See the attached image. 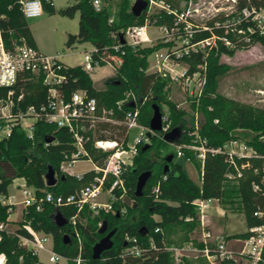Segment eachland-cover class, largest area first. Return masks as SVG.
<instances>
[{
  "label": "trees",
  "instance_id": "trees-1",
  "mask_svg": "<svg viewBox=\"0 0 264 264\" xmlns=\"http://www.w3.org/2000/svg\"><path fill=\"white\" fill-rule=\"evenodd\" d=\"M106 1V0H105ZM132 0H116L112 4L106 1L104 7L96 11L92 0H76L72 5L59 9L64 16L73 17L79 13L77 33H69L66 40L67 46L76 43L89 42L102 57L112 59L119 57L121 64L116 68L114 76L105 81L102 89L94 87L89 72L81 66H67L63 70L66 76L61 86L64 95L68 97L76 89H85L89 95L98 100L100 106L106 108L115 105L116 101L124 97L126 92H132L139 98H145L139 111V121L149 126L152 116V104H157L162 112V106L168 107L167 117L170 120L169 129L180 127V138L176 143H189L194 138L190 132L196 131L197 135L206 139L211 147L222 146L231 138H242L258 151L264 152V108L244 103L224 95L219 90L221 79L230 72L231 66L220 61L221 54L232 55L235 50L246 49L255 42L264 46V36L254 37L249 43L241 42L233 47L219 43L217 50H212L204 58L201 54L181 56L177 60L194 69L197 63L206 64V84L198 102H192V107L200 114L199 126L194 129V119L191 124L185 118L186 112L179 109L177 104L168 99L170 84L167 78L156 73H147L148 56L161 45L148 47H131L123 44L118 50L113 45L117 42V35L126 27L140 25L146 11L135 16L131 10ZM162 7L157 9V25L170 26L173 13L170 11L182 10L188 0H157ZM184 2V5L182 4ZM42 8L52 10L51 0H41ZM244 5H264V0H237V7ZM114 10V11H113ZM0 26L7 46L19 43L23 38L26 43L36 48L32 32L23 15L18 0H0ZM113 16L112 22L109 18ZM218 16L207 21L212 25ZM213 32L220 30L213 29ZM210 31L203 30L196 33L192 40L207 37ZM231 37L230 35H228ZM168 43L167 45H170ZM168 54L173 56L172 52ZM24 99L23 107L28 105L39 106L47 101L46 86L37 79L26 80L22 83ZM0 88V96L5 93ZM18 91V90H17ZM125 108L128 105L124 104ZM120 118V115L118 116ZM217 120V122H215ZM125 127L123 124L109 122L97 123L85 132L91 137L84 143L90 158L96 165L103 166L110 154V150L103 151L93 145L94 140L121 141ZM165 132H156L148 148L139 145L134 154L132 164L124 176L125 192L122 197L116 189L118 198L112 202V210H100L97 214L85 208L75 219V224L70 217L75 214L74 206H62L59 212L65 222L55 221L56 208L46 205L42 211L28 208L22 215L19 227L15 232L0 230V255H4L6 264H36L38 257L29 249L21 246L19 236H29L27 226L38 232L51 235L53 249L68 258L67 264H77L76 258L81 259L78 264H175L172 253L166 249L168 236L178 233L183 244L190 241L193 232L200 231V215L195 199H215L222 207L239 211L244 216L246 230L226 235L232 249H240L242 240L249 234L248 228L259 225L262 218L253 215L257 208L264 207V193L252 189L253 182H259L264 165L262 159H250V166L242 169V176L230 180L226 178L229 170L228 164L222 154H208L203 162L194 158L190 151L185 150V157H191L199 170V182H195L184 171L183 165L174 160L168 162L167 155L162 154V149L167 145L163 140ZM52 136L53 140L46 143V138ZM259 137H262L259 139ZM75 150L72 134L65 127H58L39 118L34 122L33 136L28 138L25 131L19 126H14L10 136L0 139V223H7L10 212L9 205L3 201L7 197L8 185L15 177L23 179L27 186L35 189L37 195L44 191L67 196L81 186L88 178L89 173L77 179L65 174L61 178L60 164L65 155H70ZM187 161V160H186ZM168 170L165 171V165ZM48 166H52L57 176V182L48 186L44 174ZM258 168L255 172L254 169ZM144 171H150L151 176L145 183L142 194H135L137 176ZM109 185V184H107ZM125 196L136 201L137 206L132 207L124 203ZM122 210H124L122 212ZM107 224L106 231L99 232L101 223ZM29 224V225H27ZM115 229L111 239L112 246L104 250L98 259L92 258L93 245L107 232ZM156 229H158L156 231ZM75 230L79 240L74 236ZM68 234L70 242L64 235ZM135 238L140 249V254L134 256L124 253L132 245ZM198 248L202 243L195 244ZM219 264H237L232 260L218 262ZM180 264H190L188 259L181 260Z\"/></svg>",
  "mask_w": 264,
  "mask_h": 264
},
{
  "label": "built area",
  "instance_id": "built-area-1",
  "mask_svg": "<svg viewBox=\"0 0 264 264\" xmlns=\"http://www.w3.org/2000/svg\"><path fill=\"white\" fill-rule=\"evenodd\" d=\"M92 2L96 11L101 10L107 4L104 0H92ZM133 2L134 0L131 1V5ZM18 3L25 18L37 17L42 14L41 0H18ZM157 4L159 8L162 7L157 0H147L143 23L131 25L122 30L120 34H122L124 42H121L120 34H118L116 36L117 42L113 45V48L118 50L123 44L141 48L152 46V41L156 38L151 37L147 32L149 27L157 28L158 26L164 31L165 35L178 36L181 44L171 51L173 56L155 50L152 53L155 59L153 69L146 72L156 73L163 78H167L170 83H178L186 95L192 99V102L197 103L203 93L206 84V64L205 62L197 63L194 69L190 70L189 65L181 63L177 60L178 58L197 54H201L204 58L210 51L217 50L219 43L227 47H233L241 42L249 43L254 37L264 36V5L237 7V0H230L227 7L215 8L210 14H206L200 12V7L197 5L194 7L192 0H188L187 7L182 10L170 11L167 9L168 13L172 12L174 15L171 25L167 26L166 24L157 25ZM197 16L202 17L201 19L205 18L204 22H197L195 19ZM216 16H218V19H215L212 25L207 23L208 20ZM1 17L2 15H0ZM112 20L113 16L109 18V22H112ZM213 29L220 30V32H213ZM203 30L210 31V34L207 37L192 40L196 33ZM59 56V54L54 56L45 55L37 48L28 45L23 38L20 39L19 43L11 47L7 46L0 26V88L6 90L0 96V139L10 136L14 126H19L25 131L28 138H32L34 122L39 118H44L49 123L68 129L72 134L75 150L70 155H65L60 164V170L62 174H69L77 179H81L89 173L90 176L87 182L67 196L56 195L43 189L42 194L38 196L34 188L24 183L21 189L23 198L19 203L22 204V215L28 208L42 211L46 205H52L57 211L62 206H74L76 212L70 217V221L75 224L77 215L85 208H89L94 214H97L100 210H112V202L118 198L115 193L116 189L119 191V196H123L126 190L124 176L132 164L133 156L139 145L147 142L146 133L149 126H145L139 121L140 106L145 98H139L132 92H126L123 98L116 101L115 105L109 108L100 106L97 98L89 95L85 89H76L66 97L61 90V86L66 80L63 70L66 69L67 65L59 60ZM111 58L100 56L97 49L92 47L91 50L85 51L83 62L79 66L89 72L96 67L108 64L112 71L116 72L117 66L121 64V59L115 56ZM37 78L46 86L48 99L37 107L34 105L23 107L21 105L24 99L22 83ZM130 102H133L134 105H129ZM124 104L128 105L127 108ZM161 113L162 130L160 132H166L169 129L170 120L167 113ZM27 118H33L34 122L26 123L25 119ZM103 122L123 124L125 129L120 142L94 140L93 145L96 148L111 151L105 164L98 166L90 158H86L87 152L84 149V143L90 140L91 137L86 135L85 132L94 127L95 124ZM198 126L199 123L196 120L194 129L196 130ZM131 129H137L138 132L133 142L129 143ZM190 135L194 136L191 142L174 143L176 156L185 157V150H188L194 158L203 162L208 154H222L229 168L226 178L230 180L242 176V169L251 165L250 159L264 160V152L258 151L242 138H231L222 146L211 147L207 144L206 139L197 135L196 131L190 132ZM261 138L259 137V139ZM108 143L112 145L106 146ZM82 158L91 160L92 169L81 173L68 171V168L77 159ZM186 160L190 161L191 157H186ZM254 171L257 172L258 168H255ZM261 171L263 172L261 178L259 182L252 183V189L254 191L262 190L264 193V165H262ZM213 200L215 199L194 200L201 221H203L206 208ZM7 204L9 205L8 211L11 213L14 204ZM253 215L262 218L263 222L248 228L249 234L242 240L240 249H232L226 240V235L207 228H202L199 238V242L202 243L203 247L196 248L187 243L182 247H166V249L172 253L175 261H178L183 253L195 250L202 253L210 264L228 260H232L237 264H264V207L257 208ZM27 228L30 232L29 236L18 235L21 246L29 249L38 259H40V253L45 251L49 264H67L68 258L53 249L51 235L35 231L30 226H27ZM0 230L9 231L6 223H0ZM74 236L78 240L80 239L76 230ZM127 240H132V245L126 248L124 253L138 256L140 249L136 239L127 237ZM80 259L79 256L75 259L77 264ZM0 264H6L5 257L2 254L0 255Z\"/></svg>",
  "mask_w": 264,
  "mask_h": 264
},
{
  "label": "rangeland",
  "instance_id": "rangeland-1",
  "mask_svg": "<svg viewBox=\"0 0 264 264\" xmlns=\"http://www.w3.org/2000/svg\"><path fill=\"white\" fill-rule=\"evenodd\" d=\"M52 10L43 8L42 14L37 17L26 18L28 26L32 32L33 38L36 43L37 49L45 55L54 56L59 54V60L67 66H77L82 64L85 51L92 49V44L89 42L76 43L72 46L66 45L67 36L69 33H77L79 13H75L73 17L61 15L58 11L61 8L72 5L76 0H51ZM105 1V0H104ZM108 1V0H106ZM112 4H115L116 0H110ZM193 6L200 7V12L210 14L215 8L227 7L230 4V0H192ZM184 5V2H182ZM159 5L157 4V8ZM184 6L187 7V4ZM197 16L195 19L197 22L202 23L204 19ZM147 32L151 37H154L152 46L160 44L157 52L168 53L179 46L181 40L178 36L165 35L158 26L149 27ZM171 43L170 45H167ZM220 61L231 66V70L220 81L219 90L226 96L235 100L252 104L256 107L264 108V46L259 42H255L246 49L235 50L232 55L221 54ZM155 62L152 54L148 56L147 72L153 69ZM115 72L112 71L108 64L101 65L89 71V75L92 79L93 85L97 89H102L105 86V81L114 76ZM170 91L168 99L174 101L179 109L186 112L185 118L188 121V125L191 124L192 118L194 122L200 119V114L197 109L192 107V99L186 95L184 90L178 83L169 81ZM136 96V95H135ZM162 112L167 113V105L162 106ZM26 123L34 122L33 118L25 119ZM138 130L131 129L128 142L131 143L134 140ZM147 142H150L148 139ZM175 152V145L173 143H167L162 149V154H169ZM174 160L183 165L185 173L193 179L195 182H199V170L197 166L191 162L186 161L183 157L175 156ZM93 164L88 159H77L72 166L68 168V171L72 172H86L92 169ZM24 186V181L20 177H15L8 185L7 197L3 199L5 203H13V210L8 216V222L6 223L7 230L15 231L19 227V222L22 219V204L19 203L22 200L23 195L21 189ZM210 212L212 217V224L207 225L206 222L200 220V231L193 232L189 236L190 241L187 242L191 245L197 244V238H200L202 228H208L216 233H222L224 235L228 233L242 232L246 230L244 216L239 211H236L229 206L222 207L220 203L213 200L209 203V206L205 210V214ZM205 217V216H204ZM203 222V225H202ZM226 225L225 231H218L219 225ZM199 241V240H198ZM182 237L177 233H171L168 236L166 247H182L185 244L182 243ZM170 252V251H169ZM187 253V252H186ZM180 256L175 264H180L181 260L188 259L190 264H210L209 261L200 252L194 254H186ZM173 256V255H172ZM174 258V256H173ZM39 262L36 264H49L47 259V253L42 251L40 253ZM175 260V259H174Z\"/></svg>",
  "mask_w": 264,
  "mask_h": 264
},
{
  "label": "water",
  "instance_id": "water-1",
  "mask_svg": "<svg viewBox=\"0 0 264 264\" xmlns=\"http://www.w3.org/2000/svg\"><path fill=\"white\" fill-rule=\"evenodd\" d=\"M147 6V0H134L132 3L130 10L135 16H139L142 11L146 8ZM121 42H124V39L122 37V34H120ZM131 106L134 105L133 102H130ZM152 116L149 121V130L147 131L146 135L147 138L150 140L153 138V136L156 134V132H160L162 130V113L160 110V107L157 104H152ZM180 138V127L176 126L171 128L170 130L166 131L163 135V140L166 141L167 143H176ZM53 140V137L50 136L46 138V142H51ZM150 145L149 142H145L143 144V149L148 148ZM173 157L172 153H169L167 155V161L169 162ZM168 170V164L165 165V171ZM151 176L150 171H144L141 172L137 176V182H136V188H135V194L137 196H140L142 194V189ZM61 178H65V174H61ZM57 176L55 173V170L53 169L52 166H48L47 170L45 171L44 174V180L46 185L48 186H53L57 182ZM124 203L128 206L136 207L137 203L136 201H133L129 196H125L123 199ZM55 221L58 223H63L65 222V218L62 216V214L57 210V213L55 215ZM107 224L105 221H103L99 227V232L103 233L106 231ZM115 229L110 230L107 232L105 235H103L92 247V258L93 259H98L101 255V253L104 250L109 249L112 246V235L114 233ZM64 238L66 241L70 242V237L68 234L64 235Z\"/></svg>",
  "mask_w": 264,
  "mask_h": 264
},
{
  "label": "crops",
  "instance_id": "crops-1",
  "mask_svg": "<svg viewBox=\"0 0 264 264\" xmlns=\"http://www.w3.org/2000/svg\"><path fill=\"white\" fill-rule=\"evenodd\" d=\"M36 48H37V47H36ZM204 216H205V217H204V222H206L207 225L212 224V223H211V222H212V221H211V220H212V217H211V215H210V212H209V213L207 212V214H205ZM226 225H227V224H226ZM226 225H223V224H222V225H219V226L217 227V230H218V231H224V232H226V231H225V227H226ZM207 229H208V228H207ZM210 230H211V229H210ZM229 234H232V233H228V232H227L226 235H229ZM191 235H192V234H191ZM199 237H200V236H199ZM198 240H199V238H197V243H200ZM194 246H195L196 248H198V246H196V245H194ZM194 246H193V247H194ZM195 252H196L195 250H189V251H187L186 254H191V253L194 254ZM216 264H219V263H216ZM239 264H243V263H239Z\"/></svg>",
  "mask_w": 264,
  "mask_h": 264
},
{
  "label": "bare ground",
  "instance_id": "bare-ground-1",
  "mask_svg": "<svg viewBox=\"0 0 264 264\" xmlns=\"http://www.w3.org/2000/svg\"><path fill=\"white\" fill-rule=\"evenodd\" d=\"M107 142H109V140H107ZM112 144H110V143H108V144H106V146H111Z\"/></svg>",
  "mask_w": 264,
  "mask_h": 264
}]
</instances>
